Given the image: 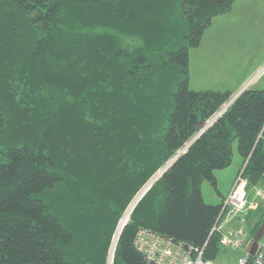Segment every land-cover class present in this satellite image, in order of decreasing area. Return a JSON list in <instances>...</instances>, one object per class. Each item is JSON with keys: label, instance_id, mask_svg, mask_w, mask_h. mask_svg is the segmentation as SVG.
Wrapping results in <instances>:
<instances>
[{"label": "trees", "instance_id": "obj_1", "mask_svg": "<svg viewBox=\"0 0 264 264\" xmlns=\"http://www.w3.org/2000/svg\"><path fill=\"white\" fill-rule=\"evenodd\" d=\"M232 1L0 0V264H107L124 212L111 264H150L139 227L215 258L223 198L201 182L235 143L247 199L264 186V88L187 144L233 95L188 85L189 47ZM241 216L253 235L264 204Z\"/></svg>", "mask_w": 264, "mask_h": 264}, {"label": "rangeland", "instance_id": "obj_2", "mask_svg": "<svg viewBox=\"0 0 264 264\" xmlns=\"http://www.w3.org/2000/svg\"><path fill=\"white\" fill-rule=\"evenodd\" d=\"M188 85L192 89H228L231 94L245 86L264 88V0H233L225 12L211 17L199 42L189 47ZM241 163L242 158L233 143L229 164L214 169L216 185L207 179L201 182L203 199L220 202ZM259 201L264 204V199L259 198ZM110 249L107 264H111ZM238 251L221 246L213 262L234 264Z\"/></svg>", "mask_w": 264, "mask_h": 264}, {"label": "built area", "instance_id": "obj_3", "mask_svg": "<svg viewBox=\"0 0 264 264\" xmlns=\"http://www.w3.org/2000/svg\"><path fill=\"white\" fill-rule=\"evenodd\" d=\"M244 164L245 161L241 163L231 187L222 199L217 216L219 225L213 230L219 231L222 246L239 249L234 264H264V232L257 240L254 251L250 252L252 235L245 228L244 217L234 221L236 214L242 215L249 208L256 207L259 198L264 199V186H258L254 198L247 199L246 178L242 175ZM262 175L264 176V168ZM133 242L150 264H214L212 259L202 257L203 247L185 244L147 227L137 229Z\"/></svg>", "mask_w": 264, "mask_h": 264}, {"label": "water", "instance_id": "obj_4", "mask_svg": "<svg viewBox=\"0 0 264 264\" xmlns=\"http://www.w3.org/2000/svg\"><path fill=\"white\" fill-rule=\"evenodd\" d=\"M242 88H240L238 91H236L221 107L219 110H217L214 115H212L208 120H206L203 125L198 129V131L190 138V140L187 142V144L198 134L200 133L211 121L212 119L219 113L222 111V109L241 91ZM186 144V145H187ZM184 145L180 150H178L176 152V154H174V156L168 161L165 163L164 166H162V168L159 170L162 171L184 148L185 146ZM264 232V217H263V220L261 222V224L258 226V228L256 229V231L254 232V234L252 235V242H251V245L249 247V251L250 252H253L255 247H256V243H257V240L262 236Z\"/></svg>", "mask_w": 264, "mask_h": 264}, {"label": "bare ground", "instance_id": "obj_5", "mask_svg": "<svg viewBox=\"0 0 264 264\" xmlns=\"http://www.w3.org/2000/svg\"><path fill=\"white\" fill-rule=\"evenodd\" d=\"M185 149V148H184ZM183 149V150H184ZM182 150V151H183ZM161 172V171H160ZM159 171L157 172V174L155 175V176H153L149 181H148V183L145 185V187H143V189H141V191L135 196V198L132 200V202H131V207H132V205H133V203L137 200V198L141 195V193L146 189V187H148V185L152 182V180L154 179V178H156L157 176H158V174L160 173ZM129 205V206H130ZM130 207V208H131ZM130 208H129V210H130ZM128 209V208H127ZM127 216V214L125 213L124 215H123V219L121 220V222L119 223V226H118V228H117V230H116V233H115V236H114V240L112 241V245H113V248H114V245H115V241H116V238H117V235H118V232H119V229H120V227L122 226V224L124 223V221H125V217ZM218 226V225H217ZM111 245V246H112ZM202 257H203V249H202ZM210 259H212V258H210ZM213 260V259H212ZM111 261V260H110ZM214 263V262H213Z\"/></svg>", "mask_w": 264, "mask_h": 264}, {"label": "crops", "instance_id": "obj_6", "mask_svg": "<svg viewBox=\"0 0 264 264\" xmlns=\"http://www.w3.org/2000/svg\"><path fill=\"white\" fill-rule=\"evenodd\" d=\"M232 182H233V181H232ZM232 182H231V184H232ZM231 184H230V186H231ZM230 186H229V188H230ZM229 188H228V189H229ZM227 191H228V190H227Z\"/></svg>", "mask_w": 264, "mask_h": 264}]
</instances>
